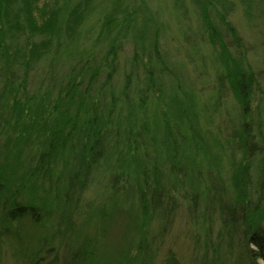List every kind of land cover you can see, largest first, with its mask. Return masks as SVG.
I'll list each match as a JSON object with an SVG mask.
<instances>
[{"label": "trees", "instance_id": "trees-1", "mask_svg": "<svg viewBox=\"0 0 264 264\" xmlns=\"http://www.w3.org/2000/svg\"><path fill=\"white\" fill-rule=\"evenodd\" d=\"M170 6L182 33L193 25L206 37L193 48L215 79L207 99L161 54L167 22L152 0H0V148L3 140L22 145L15 164L0 165L1 234L29 220L48 235L62 211L57 235L65 229L71 250L80 251L69 264L89 261L91 244L81 245L64 209L101 179L108 198L98 222L124 194L145 223L159 220L164 231L179 213L187 216L193 264H264V79L230 21L239 10L249 24L264 21V0ZM226 91L237 108L223 138L215 123L226 120ZM43 239L30 254L21 251L20 264L53 253V237ZM144 247L138 251L147 255Z\"/></svg>", "mask_w": 264, "mask_h": 264}, {"label": "rangeland", "instance_id": "rangeland-1", "mask_svg": "<svg viewBox=\"0 0 264 264\" xmlns=\"http://www.w3.org/2000/svg\"><path fill=\"white\" fill-rule=\"evenodd\" d=\"M152 2L164 7L163 13L167 22L166 33L161 38V54L179 66L175 69L177 78L193 84L194 88L200 91L199 95L203 99H207L214 90L215 79L209 67V61L206 63V60H201L202 56L200 53L202 50L200 47H203L202 43L206 37L199 36L196 27L193 25L191 33L190 31L187 34L182 33L181 22L176 15L171 14L172 9H168L172 5V0H152ZM254 16L259 17L257 14ZM230 21L238 30L246 46L251 50L249 59L252 66L258 73L262 74L263 78L261 79H264V21L259 20L254 24H249L241 10L235 13ZM216 23L220 31L223 32L222 34L228 36L222 24L220 22ZM195 44L200 47L193 48ZM122 54V62L124 63L132 56V48L129 45L125 46ZM195 67L200 70L198 73L195 72ZM202 67L204 73L203 69H201ZM172 81L168 80L167 82L172 85ZM260 82L264 89V81L260 80ZM261 99L262 96L259 93L254 102L260 105ZM225 104L226 120L224 119L225 115L224 118L219 116L215 123V127L221 129L223 138H226L230 132L232 133L228 114L230 115L234 108H237L233 96L227 91L222 107ZM7 145L10 146L11 154L13 155L10 154L8 156L6 154ZM21 148L22 145L17 149L15 142L3 140L0 148V155L2 156L0 165L7 168L9 163L12 165L14 162L15 164L16 161L13 156L16 158ZM100 181L101 179L98 181L92 179L85 191L74 195L72 203L69 202L64 209L70 217V223L76 227L74 229L81 233L82 239L80 241L81 243L83 242L81 245L83 246L84 242L87 241L91 244L89 261L86 259L84 260L85 262L82 261L79 264H166V260L170 255H175L178 264H193L194 258L191 255L195 243L190 242L189 235L193 230H190L191 226H189L187 216L182 217L179 213L175 216L173 222L169 224L170 228L164 231L163 222L159 220L145 223L134 198L130 199L123 194V199L118 200V206L111 213L110 218L105 219L103 222H98L99 214L105 206L106 198H108V193L104 190L105 188ZM104 184L108 185L106 182ZM60 213L62 211L58 212L57 217L53 219L52 232L48 233V235L40 231L29 220L15 224L12 227L13 231L10 236L6 234V232H9L8 230L1 231L0 264H20V261L24 260L23 256L25 255L24 253L20 254L21 251H28V254H30L38 248V242L48 236L50 239L53 237V241L49 239L52 243L47 245H53L51 247L53 253H47L48 249L44 250L45 253L41 255L43 260L41 259L40 264H51L56 256H58L57 264L71 263L73 257H77L80 251H78L79 248L71 250L70 243L72 241L63 238L62 235L65 229L59 231L60 233L57 235L58 232L56 230ZM1 226L3 227V225ZM6 226L9 228L8 224L4 225V227ZM144 242V252L147 255H143V253L138 251L139 246ZM76 245L78 246V244ZM78 258L76 261H78Z\"/></svg>", "mask_w": 264, "mask_h": 264}]
</instances>
